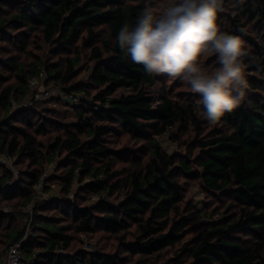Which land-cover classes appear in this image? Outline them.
<instances>
[{
  "label": "trees",
  "instance_id": "trees-1",
  "mask_svg": "<svg viewBox=\"0 0 264 264\" xmlns=\"http://www.w3.org/2000/svg\"><path fill=\"white\" fill-rule=\"evenodd\" d=\"M158 2L0 0V41L14 46L0 58L9 71L0 72V151L20 168L16 181L9 169L0 176V206H30L46 164L55 172L43 191L61 190L33 217L0 210V256L24 239V264H154L171 253L167 264H264V0H225L219 22L245 42L253 75L241 106L217 125L195 110L197 95L175 92L180 81L154 95L165 77L147 75L115 42L125 20ZM43 69L59 84L44 102L65 111L11 110ZM166 133L178 151L163 145ZM189 180L208 196L204 208L187 201ZM221 197L230 202L210 210ZM23 219L32 220L30 238ZM82 236L97 248L84 249Z\"/></svg>",
  "mask_w": 264,
  "mask_h": 264
},
{
  "label": "clouds",
  "instance_id": "clouds-1",
  "mask_svg": "<svg viewBox=\"0 0 264 264\" xmlns=\"http://www.w3.org/2000/svg\"><path fill=\"white\" fill-rule=\"evenodd\" d=\"M225 11V0H159L125 20L115 36L124 56L147 75L180 81L197 95L195 110L211 125L241 106L249 86L250 53L240 36L222 30ZM212 58L218 66L206 63Z\"/></svg>",
  "mask_w": 264,
  "mask_h": 264
},
{
  "label": "rangeland",
  "instance_id": "rangeland-1",
  "mask_svg": "<svg viewBox=\"0 0 264 264\" xmlns=\"http://www.w3.org/2000/svg\"><path fill=\"white\" fill-rule=\"evenodd\" d=\"M160 7L163 8L164 5L160 4ZM4 14L7 15V13H4ZM0 17H3V15L0 14ZM24 32H29V30L21 31L20 32L21 35L24 34ZM9 33H11V32L9 31ZM35 39H37V38H33V36H31V40L36 42ZM9 41L11 42V38H9ZM10 42L0 41V58L6 59L8 47L14 48L13 44L10 43ZM38 47L36 45V48L33 49V51H32L33 55L36 58L41 56V50H40V47L39 48ZM35 57H30L29 59H24L22 56H20L19 60L20 61H27L28 63H30L32 61H36ZM55 59L57 60V58H55ZM214 59L215 58H212L211 60L207 61L206 63L209 66H212V64L214 63ZM52 62H54V60H47L46 64L49 65ZM85 67H86V69L88 68V64L87 63L85 64ZM0 72L5 77H7V74L9 73V71L7 72V68L5 66H0ZM247 75L251 76L253 74L248 71ZM83 77H85L84 74H82L79 78H83ZM163 77H165V80L160 81V83H157L154 86V88L151 90L154 93V95L158 94L160 92V90H162L163 84H166V83H168L170 81L169 82V86H171L170 84L173 82V80L169 79L167 76H160L159 78H163ZM32 79H35V80L33 81V84L31 85V89H30L31 94L28 97H26L25 99H20V102L19 101L17 102L16 100L13 101L12 102L13 106H12L11 110L17 112V111L20 110V108H23V109L24 108H30L31 109L32 107H34V108L41 109L43 107H46V108H49V109H60L61 108L63 111H65L63 107H61V106L57 107L53 103H50V102L46 103V102H44V100L36 102V101H34L32 99V96H35L38 93H40V95H41L42 91L45 92L46 90H48V91H53L54 93H56L58 91L59 84H55V83L49 82L50 79H49V77H47V71L46 70L43 69L40 75L35 76ZM180 91L181 92H188V93L190 92L188 87L185 86V85H182V87H179V88H175V92H180ZM33 119H34L33 122L36 121V124H38L36 118H33ZM66 120L67 121H71V122L75 121L74 117L71 114L66 118ZM29 131H32V130L29 129ZM168 136H169V133H166L165 137L161 138L163 143H164L163 145L166 146L167 149L171 153L174 152V151H178L179 150L178 145L170 143L167 140ZM59 160H62V158L59 159ZM15 161H16L15 157H12L11 160H10V158H7V167L5 168V170L9 169L10 171L13 172L14 181L18 180L19 176H20V173H19V169L20 168L17 165H15ZM54 167H55L54 164H49V165L46 164L45 165V169H44V172H43L44 176L42 177L44 182L46 181V177L48 178L51 174H53L55 172V168ZM12 183H13V181H12ZM11 184L8 183L7 185L10 186ZM59 185L60 184L53 185V192L52 193H48V192L42 191V193L39 194L38 192H36L37 193V196H36L37 200L36 199L33 200V202H32L33 205L30 204V206H27V207H23L22 205H20V206L17 205V207H16L15 205L10 206V204H7V205L6 204H2L4 206H0V210L5 212V213H13L14 211H22L24 214H27V215L28 214H30V215L32 214L31 216L33 217L34 213H36V214L38 213V211L33 206H35L37 203H40L42 201L51 200L52 199L51 194H53V193L56 194V193L61 191ZM78 186H79V181L77 180L75 182V185L73 186L72 192L69 195L70 198H74L75 197L76 189H77ZM185 187H186V191H187V201L193 203V205L195 207L198 206L199 208H204L205 206L208 205V201H209L208 196L204 193L203 189L201 188V184H200V182L198 180H195V181L194 180H189L187 182V184L185 185ZM218 199L219 200H216L214 202H211V203L209 202V205L213 204V205H210V210H212L214 208H217V207H221V208L224 209V207H223L224 204L225 203L228 204L230 202L228 199H224L222 197L218 198ZM16 202H17V200H15L14 203H16ZM221 202H223V203H221ZM205 219L206 218L203 215H199L198 218L196 219L195 223L201 224L202 222H204ZM25 221H26V219L18 220L19 228H24ZM32 228H33L32 222L28 221V224L27 223L25 224V229H26V232H27L26 238H30V236L32 235ZM81 239L84 241V245H83L84 249L93 250L94 248L95 249L97 248V246H95V244H94V241L93 242L89 241L88 238H85L84 236H82ZM40 251L41 250H39L38 252L40 253ZM174 251H176V250H174ZM1 256H3V254ZM173 257L174 256L171 253V254H168L167 257H163L160 260L159 259L154 260L153 263L154 264H167L168 263L167 260H169V261L174 263V262H176V260L174 261ZM147 259H149V258H147ZM132 263H135V260H133Z\"/></svg>",
  "mask_w": 264,
  "mask_h": 264
},
{
  "label": "built area",
  "instance_id": "built-area-1",
  "mask_svg": "<svg viewBox=\"0 0 264 264\" xmlns=\"http://www.w3.org/2000/svg\"><path fill=\"white\" fill-rule=\"evenodd\" d=\"M34 80L35 79H31L30 86L33 84ZM53 94H54L53 91H48V90H46L45 92L42 91L41 95L40 93H38L34 96V101L36 102L41 101L45 99V97H51ZM66 97H67L66 95H63V98H66ZM67 98L71 99L75 103L79 102L78 98L74 96L73 94L69 95V97ZM7 158H10L11 160L12 157L8 155L7 153H2L0 151V175H2L5 172V168L7 167ZM8 183L11 184L12 181H9ZM43 186H44V181L41 178L40 181L35 185L36 192H38L39 194L42 193ZM30 221L32 222V220ZM23 246H24V239L11 245L8 251L6 252V254L3 256H0V264H24Z\"/></svg>",
  "mask_w": 264,
  "mask_h": 264
},
{
  "label": "bare ground",
  "instance_id": "bare-ground-1",
  "mask_svg": "<svg viewBox=\"0 0 264 264\" xmlns=\"http://www.w3.org/2000/svg\"><path fill=\"white\" fill-rule=\"evenodd\" d=\"M11 180V179H10ZM39 197V196H38ZM36 199V198H35ZM37 200V199H36Z\"/></svg>",
  "mask_w": 264,
  "mask_h": 264
}]
</instances>
